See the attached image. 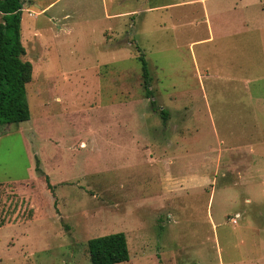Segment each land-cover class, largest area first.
Instances as JSON below:
<instances>
[{"label": "rangeland", "instance_id": "1", "mask_svg": "<svg viewBox=\"0 0 264 264\" xmlns=\"http://www.w3.org/2000/svg\"><path fill=\"white\" fill-rule=\"evenodd\" d=\"M205 1L24 0L30 118L0 125V264H90L88 240L114 232L116 264L246 253L264 0Z\"/></svg>", "mask_w": 264, "mask_h": 264}, {"label": "trees", "instance_id": "2", "mask_svg": "<svg viewBox=\"0 0 264 264\" xmlns=\"http://www.w3.org/2000/svg\"><path fill=\"white\" fill-rule=\"evenodd\" d=\"M24 0H0V125L29 120L26 85L31 79V64L22 59L21 12ZM145 95L153 98L147 61L139 56ZM154 99L150 103L154 106ZM163 120L167 112L160 110ZM36 172H40L38 166ZM47 179V177H45ZM90 264H116L129 260L124 232L90 238L87 242Z\"/></svg>", "mask_w": 264, "mask_h": 264}, {"label": "crops", "instance_id": "3", "mask_svg": "<svg viewBox=\"0 0 264 264\" xmlns=\"http://www.w3.org/2000/svg\"><path fill=\"white\" fill-rule=\"evenodd\" d=\"M208 1V0H206ZM205 3V6L207 5ZM208 7V6H207ZM209 10V8H208ZM199 40V41H198ZM206 39L192 40L189 44L194 42L207 43ZM214 40V37H213ZM212 40V41H213ZM258 125V118H256ZM249 155V172L251 173L249 185L253 183L256 189H247L249 200L257 203L260 209V214L264 211V140L260 138L258 142L252 143L248 146ZM248 185V186H249ZM249 224L251 221L249 220ZM250 227V225H248ZM243 260H241V259ZM220 264H264V218L260 217L258 232L246 234V253L240 254L234 260H228L226 262L220 261Z\"/></svg>", "mask_w": 264, "mask_h": 264}]
</instances>
